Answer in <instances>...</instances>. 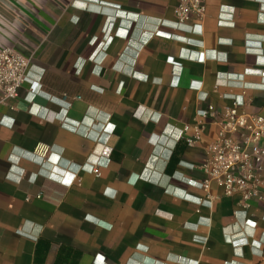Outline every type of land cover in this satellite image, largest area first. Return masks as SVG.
<instances>
[{"label": "crops", "instance_id": "crops-1", "mask_svg": "<svg viewBox=\"0 0 264 264\" xmlns=\"http://www.w3.org/2000/svg\"><path fill=\"white\" fill-rule=\"evenodd\" d=\"M179 1L0 0L30 81L0 91V264L260 263L264 176L246 209L196 184L227 110L264 118V0Z\"/></svg>", "mask_w": 264, "mask_h": 264}, {"label": "built area", "instance_id": "built-area-1", "mask_svg": "<svg viewBox=\"0 0 264 264\" xmlns=\"http://www.w3.org/2000/svg\"><path fill=\"white\" fill-rule=\"evenodd\" d=\"M173 15L177 26L184 25L190 16L200 20L204 15L202 0H180ZM157 34L160 31L156 30L153 35ZM24 83L30 84L27 60L11 49L0 50V91L7 97H14L16 89ZM220 127L218 141L210 148L206 166L209 167V179L196 184V187L207 193L209 181L214 180L222 187L225 197H239V205L246 209L250 201L261 199L264 118L238 116L235 109H230L226 111ZM235 133L238 134L237 139L226 137ZM199 138L200 129L195 127L193 138L186 139V144L192 146ZM208 202L199 199L195 203L201 206Z\"/></svg>", "mask_w": 264, "mask_h": 264}, {"label": "rangeland", "instance_id": "rangeland-1", "mask_svg": "<svg viewBox=\"0 0 264 264\" xmlns=\"http://www.w3.org/2000/svg\"><path fill=\"white\" fill-rule=\"evenodd\" d=\"M259 264H264V257H262V260L260 261Z\"/></svg>", "mask_w": 264, "mask_h": 264}]
</instances>
